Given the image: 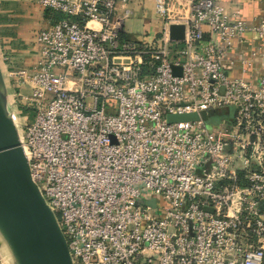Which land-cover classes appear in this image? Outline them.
Returning a JSON list of instances; mask_svg holds the SVG:
<instances>
[{
  "label": "built area",
  "instance_id": "obj_1",
  "mask_svg": "<svg viewBox=\"0 0 264 264\" xmlns=\"http://www.w3.org/2000/svg\"><path fill=\"white\" fill-rule=\"evenodd\" d=\"M131 1L37 0L65 18L35 33L36 65L7 73L74 264H264V18L155 0L161 32L140 42L123 35ZM186 113L199 119L168 121Z\"/></svg>",
  "mask_w": 264,
  "mask_h": 264
},
{
  "label": "water",
  "instance_id": "obj_2",
  "mask_svg": "<svg viewBox=\"0 0 264 264\" xmlns=\"http://www.w3.org/2000/svg\"><path fill=\"white\" fill-rule=\"evenodd\" d=\"M170 31L173 40H182L185 36L182 24L171 25ZM174 71L180 73V68L174 67ZM197 119L198 113L168 115L169 122ZM148 204L155 206L156 200ZM0 247L13 264H74L58 219L32 178L19 129L12 116L1 62Z\"/></svg>",
  "mask_w": 264,
  "mask_h": 264
},
{
  "label": "crops",
  "instance_id": "obj_3",
  "mask_svg": "<svg viewBox=\"0 0 264 264\" xmlns=\"http://www.w3.org/2000/svg\"><path fill=\"white\" fill-rule=\"evenodd\" d=\"M7 7H18L20 6H29L30 9L32 10L35 9L36 11L41 9V5L37 3L36 1L34 2H29V3H24L20 2L19 0H8L6 1ZM221 3L225 5L230 12H232L235 16L241 17L242 19L252 22L256 18H264V0H221ZM29 7L28 8L29 10ZM129 9H131V14L127 16L124 21H123V35L126 38L134 39V35L131 33L127 32V19L131 17V15L136 14V19L140 20L144 23V29H147V32L154 34L155 36H158L161 32L163 23L160 18V16L157 15L156 10H155V0H132L130 4L127 5ZM18 9H4L1 12L0 17H12L16 16V12ZM46 10H43V14L38 11L39 13V22L42 24H47L49 23L46 27H49L51 22L50 20L46 17ZM124 10L121 8L117 14V17L123 16ZM22 17V22L18 26L14 25V22H11V26L9 27L10 30V35H8V38H3L5 44H9V46L15 47V43L18 46V49L21 48L25 50L22 51L18 56L19 59L21 60L22 63L27 64L26 67L32 68L34 65H36V61L38 59V49L33 43V38L35 33L39 30H35L33 32L29 31L31 30L32 25L28 22L30 20L34 19V16L32 13L26 12L25 14H21ZM23 18L26 22L23 21ZM132 20H130L129 23H131ZM6 25V24H5ZM146 26H149V28H146ZM1 28V25H0ZM45 28V27H44ZM133 31V29L131 30ZM134 33L136 31H133ZM6 31H1V34H5ZM128 33V34H127ZM4 37V36H3ZM25 41V42H24ZM5 46L4 48H6ZM28 49V50H27ZM17 50V49H16ZM27 50V51H26ZM25 57H24V54Z\"/></svg>",
  "mask_w": 264,
  "mask_h": 264
},
{
  "label": "rangeland",
  "instance_id": "obj_4",
  "mask_svg": "<svg viewBox=\"0 0 264 264\" xmlns=\"http://www.w3.org/2000/svg\"><path fill=\"white\" fill-rule=\"evenodd\" d=\"M6 1H8V0H0V11H2L4 9H18L16 14H14L16 16L0 17V25H1L0 32L4 31V30L6 31L5 34H1L0 35V62H1V65H2V68H3V72H4V75H5V79H6V82H7L8 94H9L13 90V87H12L13 85H11V82L7 78V73L10 72V71H13V70H20V69H28L29 68V67H26L27 64H24V63L21 62L22 59L21 60L19 59L20 56L17 57V55H19L22 51H25V50L22 49V51H21V48L18 49V46H17L16 43H15V47L13 46V48H12V46H9V44H7V43L5 44V42H4V39L8 38L9 37L8 35H10L9 32H10L11 29H9V27L12 24V23H10V21L14 22L13 24L18 26L20 24V22H22V17H19V16H21V14L23 16V14H25L26 12L32 13V15L34 16V19L30 20V22H28V23H30L32 25L31 30L29 31V33L33 32L35 30L44 28L49 23L45 24V22H44V24L43 23L41 24L39 22V18H38L39 17V13H38V11L41 12V14H43L42 13L43 12L42 7H40L41 9H39L37 11L35 9H33V7H32V10H31L29 6H20V8L14 7V6L7 7ZM19 1L22 2V4L29 3V2H34V1L37 2V0H19ZM26 7H29V10ZM156 13H157V11H156ZM0 14H1V12H0ZM157 15L160 16L158 13H157ZM160 18H161V16H160ZM130 20H132L131 23H129ZM161 20H162V18H161ZM23 21L26 22L27 20L25 21L24 18H23ZM126 27H127V32L131 33V34H133L135 36L134 39H132V40L140 41V42H150V41H153V40H155L157 38V36H155L154 34L147 32V29H144V23L142 21L136 19V14L135 15L134 14L131 15V17H129V19H127ZM145 27L149 28V26H146V25H145ZM132 29H133V31H136V32L134 33L133 31H131ZM5 46H7V47L4 48ZM24 57H25V54H24ZM20 108H17V109L19 110ZM20 111H21L22 115L25 114V111L29 115L31 114V111L29 109H26V110H21L20 109ZM30 117H31V115H30ZM32 119H33V116H32Z\"/></svg>",
  "mask_w": 264,
  "mask_h": 264
},
{
  "label": "trees",
  "instance_id": "obj_5",
  "mask_svg": "<svg viewBox=\"0 0 264 264\" xmlns=\"http://www.w3.org/2000/svg\"><path fill=\"white\" fill-rule=\"evenodd\" d=\"M46 17L50 20L51 24L55 23L63 18H65V15L60 12L52 11V10H46ZM222 111L216 112V114H221Z\"/></svg>",
  "mask_w": 264,
  "mask_h": 264
},
{
  "label": "bare ground",
  "instance_id": "obj_6",
  "mask_svg": "<svg viewBox=\"0 0 264 264\" xmlns=\"http://www.w3.org/2000/svg\"><path fill=\"white\" fill-rule=\"evenodd\" d=\"M8 260H9V263H10V264H13V263H11V261H10V259H9V258H8Z\"/></svg>",
  "mask_w": 264,
  "mask_h": 264
}]
</instances>
